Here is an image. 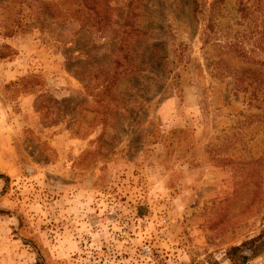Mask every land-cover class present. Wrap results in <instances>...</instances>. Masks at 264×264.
Instances as JSON below:
<instances>
[{
	"label": "rangeland",
	"instance_id": "1",
	"mask_svg": "<svg viewBox=\"0 0 264 264\" xmlns=\"http://www.w3.org/2000/svg\"><path fill=\"white\" fill-rule=\"evenodd\" d=\"M61 1L0 0V264H230L264 241V0ZM115 57L125 109L100 94Z\"/></svg>",
	"mask_w": 264,
	"mask_h": 264
},
{
	"label": "trees",
	"instance_id": "2",
	"mask_svg": "<svg viewBox=\"0 0 264 264\" xmlns=\"http://www.w3.org/2000/svg\"><path fill=\"white\" fill-rule=\"evenodd\" d=\"M74 3V2H73ZM193 6L195 8V2L194 0H192ZM65 4V0L61 1V2H56L54 4V9L56 11V15H60L63 12H65L66 7H64ZM75 10H81V8H85L88 11H91L93 14V17H98V4H97V0H76L75 3ZM62 10V11H61ZM125 25H127L129 28H131L132 24L125 22ZM136 31H140V27H137L135 29ZM121 40V41H120ZM119 40V45L117 48H119L120 51H122L121 57L123 59H125L126 57L124 55H126L125 53V49H124V43L122 41H124L123 38H121ZM156 46L152 45V49H154ZM119 59L115 57L113 61V63L111 64V66L109 67V69H104L102 77H101V93L100 94H104L105 96H107L108 99H110L112 102H114L115 106H121L123 109H125L127 106L125 103L121 102V99L119 98V95L116 94L114 92V85L115 82L117 80H119L120 78H118L119 73L121 72V74L128 76L130 74H132V72H134L135 70H137V66H135L134 64H131L130 66H127V64H122L120 61H118ZM105 68V67H104ZM243 71L245 69H242ZM250 70L248 69L246 72H249ZM242 74V71H239ZM31 77H35L34 74L30 75ZM247 79L251 80L253 79L252 74L247 75L246 76ZM109 96V97H108ZM130 114V113H129ZM127 114V115H129ZM259 235H256L248 240H245L243 242H241L238 245H233L227 248L225 255L228 258V260L230 261V264H248V260L249 258L257 255L258 253H260L261 251H264V241L262 240V242H260V244H257L255 246L252 247V243L255 242L258 239ZM247 244H249L248 246H246ZM263 245V246H261ZM248 252L249 254H246L245 252ZM210 264H218L217 261L213 260ZM264 264V263H262Z\"/></svg>",
	"mask_w": 264,
	"mask_h": 264
}]
</instances>
